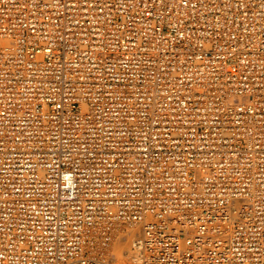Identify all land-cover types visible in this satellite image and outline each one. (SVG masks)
<instances>
[{"label": "built area", "instance_id": "2783aa9c", "mask_svg": "<svg viewBox=\"0 0 264 264\" xmlns=\"http://www.w3.org/2000/svg\"><path fill=\"white\" fill-rule=\"evenodd\" d=\"M264 264V0H0V264Z\"/></svg>", "mask_w": 264, "mask_h": 264}, {"label": "bare ground", "instance_id": "6f19581e", "mask_svg": "<svg viewBox=\"0 0 264 264\" xmlns=\"http://www.w3.org/2000/svg\"><path fill=\"white\" fill-rule=\"evenodd\" d=\"M141 233V226L137 224H120L115 227L111 242L103 251L106 258L105 260L119 264L117 262L123 260V257L126 255L125 250L128 241L132 240L131 242H133L135 239L140 237ZM126 258L129 259L128 256Z\"/></svg>", "mask_w": 264, "mask_h": 264}, {"label": "rangeland", "instance_id": "374dc122", "mask_svg": "<svg viewBox=\"0 0 264 264\" xmlns=\"http://www.w3.org/2000/svg\"><path fill=\"white\" fill-rule=\"evenodd\" d=\"M132 241V240H131ZM131 241H128V243H127V246H126V250H125V256L123 257V260H120L119 262H117V263H119V264H123V263H125L126 261H127V256L129 257L130 255L129 254H131V244H132V242ZM106 259V258H105ZM125 259V260H124Z\"/></svg>", "mask_w": 264, "mask_h": 264}]
</instances>
